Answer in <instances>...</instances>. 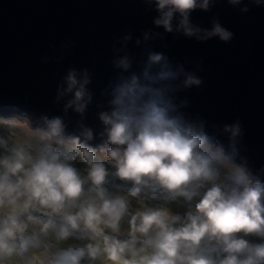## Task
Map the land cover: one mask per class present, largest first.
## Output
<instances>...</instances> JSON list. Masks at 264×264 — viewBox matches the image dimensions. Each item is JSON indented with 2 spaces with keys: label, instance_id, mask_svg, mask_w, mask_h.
Here are the masks:
<instances>
[{
  "label": "clouds",
  "instance_id": "9594fccd",
  "mask_svg": "<svg viewBox=\"0 0 264 264\" xmlns=\"http://www.w3.org/2000/svg\"><path fill=\"white\" fill-rule=\"evenodd\" d=\"M140 2L152 26L113 40L102 88L69 65L56 112L36 126L0 114V264H264V164L242 155L240 120L187 111L181 94L204 86L202 61H177L165 40L227 44L216 16L202 27L192 14L264 0ZM49 47L42 62L60 63L75 41Z\"/></svg>",
  "mask_w": 264,
  "mask_h": 264
},
{
  "label": "water",
  "instance_id": "95a60500",
  "mask_svg": "<svg viewBox=\"0 0 264 264\" xmlns=\"http://www.w3.org/2000/svg\"><path fill=\"white\" fill-rule=\"evenodd\" d=\"M248 13L220 3L210 12H194L192 19L209 27L216 16L234 33L231 42L216 39L197 43L165 37L170 57L179 62L202 61L198 73L205 84L187 93L191 114L213 123L240 120L249 165L264 164V7L249 6ZM155 13H144L140 0H0V111L28 113L35 123L51 103L56 83L69 65L93 72L94 91L112 75L111 44L121 33L134 35L151 27ZM75 41L60 63L45 64L54 45ZM131 47V45H129ZM159 49V42H156ZM191 68V63L188 64ZM94 111V110H93ZM88 122L93 123V112Z\"/></svg>",
  "mask_w": 264,
  "mask_h": 264
},
{
  "label": "rangeland",
  "instance_id": "374dc122",
  "mask_svg": "<svg viewBox=\"0 0 264 264\" xmlns=\"http://www.w3.org/2000/svg\"><path fill=\"white\" fill-rule=\"evenodd\" d=\"M0 114L5 115V116L11 115V114H27L29 116V118L31 119V117H30V115L28 113L17 112V111H10V112H7V113H2L0 111ZM31 120L33 121V119H31ZM33 126H36V124L33 123Z\"/></svg>",
  "mask_w": 264,
  "mask_h": 264
}]
</instances>
